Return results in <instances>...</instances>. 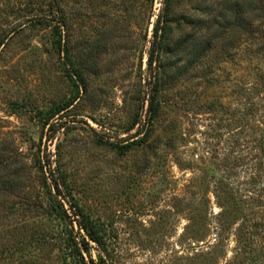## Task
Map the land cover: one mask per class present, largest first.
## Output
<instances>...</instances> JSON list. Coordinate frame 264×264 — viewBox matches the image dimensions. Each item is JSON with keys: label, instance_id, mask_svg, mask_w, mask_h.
<instances>
[{"label": "rangeland", "instance_id": "rangeland-1", "mask_svg": "<svg viewBox=\"0 0 264 264\" xmlns=\"http://www.w3.org/2000/svg\"><path fill=\"white\" fill-rule=\"evenodd\" d=\"M170 1L0 0V264H264V17Z\"/></svg>", "mask_w": 264, "mask_h": 264}, {"label": "trees", "instance_id": "trees-1", "mask_svg": "<svg viewBox=\"0 0 264 264\" xmlns=\"http://www.w3.org/2000/svg\"><path fill=\"white\" fill-rule=\"evenodd\" d=\"M257 2H261L262 4L258 6ZM165 4L166 6L158 15L152 29V47L149 51L148 59L149 69L153 68V63L155 62V51L160 52L164 50L166 48V41H168V28L169 24L171 23V20L169 18L170 13L167 12V10H170L172 1L169 2V0H166ZM219 5L220 9L217 10V17L219 20L215 21V30L209 36L208 46L206 44L205 46L201 45L198 50V53L210 48L211 41L219 39L221 33H223L224 31L231 32L232 38H234L238 34L240 35L241 33L248 32V34H251L253 32L252 27L254 26L252 20L256 16L264 17V0H222ZM209 6L212 7L213 3L210 2ZM198 21L202 22L201 19ZM58 49L61 50V40H59L58 42ZM156 85L157 83H154L151 86L148 98H146V100L148 101V120L150 121L156 117V114L159 111V104L156 98V95L158 93V87H155ZM137 123L138 120L133 123V127ZM137 132L140 133L139 126L137 127ZM41 167L44 168V166ZM49 172L50 175L45 176V179L51 181L50 186H52L59 195L61 194L60 186L62 183H64V180L58 181L57 177L53 175L51 170ZM71 206L73 207V212L70 216L67 213V209L64 208V204L59 202L57 205V207L60 208V211L62 212L64 217H67L71 222L75 221L79 230L84 231V234L88 240L95 242L101 247H104L103 237L101 235L98 225H96L90 218H87L78 205L73 206V204L71 203ZM82 243L87 247L88 242L85 241V238L83 239ZM103 249L105 250V248ZM102 261L105 262V260ZM83 264L87 263L83 262Z\"/></svg>", "mask_w": 264, "mask_h": 264}]
</instances>
